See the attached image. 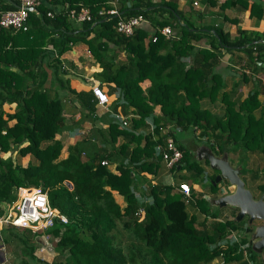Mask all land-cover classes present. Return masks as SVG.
<instances>
[{
    "label": "trees",
    "instance_id": "obj_1",
    "mask_svg": "<svg viewBox=\"0 0 264 264\" xmlns=\"http://www.w3.org/2000/svg\"><path fill=\"white\" fill-rule=\"evenodd\" d=\"M239 1L248 7L249 15H261L258 0ZM229 3L224 0L219 6ZM13 5L0 0V10ZM80 6L87 8L89 19L68 17L67 9ZM109 6V0H39L35 11L28 12L26 29L0 27V201L12 199L19 185H40L50 205L67 218L65 222L53 219L43 230L58 252L66 250L63 258L50 261L34 253L39 245L35 236L42 232L11 224L1 227L0 239L13 245L14 263L206 264L220 255L226 264L243 257L240 243H247L248 256L241 264L259 260L247 236L251 228L244 224L238 231L234 210L217 218L203 198L206 216L198 224L172 185L141 179L158 169L154 143L162 142L164 128L174 140L178 130L196 132L198 141L216 154L237 148L264 151V119L251 114L258 104L255 91L235 109L221 91L223 80L215 68L221 48H239L256 65L264 57V30L238 26L231 35L220 26L199 24L202 12L190 8L185 13L175 0H119L115 7L120 16L141 14L147 21V26L142 21L125 35L114 28L115 14H98L100 7ZM164 25L171 28L168 37L159 31ZM202 37L206 45H198ZM75 41L84 42L98 62L101 68L93 75L105 83L107 93H118L108 108L119 107L122 113L133 115L124 127L112 117L103 128L91 127L89 133L98 143L81 138L68 146L64 158L57 159L61 142L54 135L63 127L62 102L43 87L42 64L46 63L52 80L61 85L64 66L59 55ZM120 53L123 58L116 59ZM72 91L89 114L94 111L91 92ZM217 97L225 103L222 115L201 105L202 98L214 101ZM155 105L160 114H154ZM149 119L153 133L146 129ZM177 146L181 151L177 165L200 181V160L182 144ZM13 149L18 154L29 153L34 161L21 165L9 154L2 156ZM82 150L87 152L85 159L80 158ZM102 158L115 162L116 172L101 164ZM212 179L208 186L216 192ZM64 180L71 183L70 188ZM111 190L122 195L123 205L114 200ZM232 229L239 233V241L217 244Z\"/></svg>",
    "mask_w": 264,
    "mask_h": 264
},
{
    "label": "crops",
    "instance_id": "obj_2",
    "mask_svg": "<svg viewBox=\"0 0 264 264\" xmlns=\"http://www.w3.org/2000/svg\"><path fill=\"white\" fill-rule=\"evenodd\" d=\"M112 1H114V4H117L119 0ZM212 1L211 3L207 0H196V4H193L192 2L187 3L186 0H175L177 7L185 13H187L190 8L200 10L203 19L198 21L199 24L220 26L231 35L236 33V28L238 26L264 30V0H258L261 5V15L259 17L249 15L248 7H243L242 2L239 0H230L229 5L223 7L219 5L224 0ZM250 2L251 0H247V4ZM146 22L147 21H143L142 24L147 26ZM206 43L207 40L205 37H202L198 41V45H206ZM59 56L64 66V71L61 73V85L58 84V81L55 79L52 80V72L46 63L42 64V69L46 74L43 87L47 89L51 96L58 95L62 102L61 115L63 117V127L54 135V137L61 142V148L57 159L64 158L68 153V146L81 138H85V140H94L95 143H98V140L90 135V128H103L107 125V121L110 118V114L107 113L108 110L97 104L94 105V111L89 114L85 105L78 100L76 93L72 91L90 92L91 84L98 81L93 73L99 71L101 67L98 62L92 58L86 44L82 41H75ZM122 58L123 53L116 56V59L121 60ZM215 68L220 72L223 80L221 91L227 93L228 99L234 102V108L238 109L239 102L248 93L255 91L258 104L251 109V114L255 118L262 117L264 119V57L262 60H256L255 65L243 50L239 48H221L219 60ZM100 85L103 89H107L105 83H100ZM141 86H145V82L141 83ZM108 95L110 100H112L118 93L114 92ZM200 101L201 105L206 107L211 113L222 115L225 103L218 97L214 101H208L206 98H202ZM4 107H6V105H4ZM153 112L154 114H160L158 105L154 106ZM100 116H102V118H100ZM76 118H79L77 122H75ZM13 121L14 119H11L8 123L11 124ZM164 131L165 128L163 129V133ZM175 137L176 144H182L183 147L187 148L190 152L197 144L202 143L201 140L198 141L199 137L196 132L178 130L175 132ZM120 140H122L121 137L118 138V142ZM85 152L83 150L80 152L81 159L86 158L87 152ZM8 154L13 161L21 165H26L28 161H34L29 153L18 154L15 149L7 153H2V156H7ZM97 154L98 153H95V156ZM155 156L158 155L155 154ZM227 157L229 163L239 169L240 177L244 185L251 191L252 195L254 197L260 195L264 197V151L259 147L251 149L237 148L236 151H228ZM158 158V169L154 173L143 174L144 176L141 182L172 185V191L178 190V192L182 194L187 211L195 215V220L198 224L202 222L203 218L206 216L202 208L203 198H206V196H216L217 194H221V192H227L233 189V186L228 183L225 184V181H220L219 186L221 185V189L218 188L216 192L211 190L209 186H204L202 182L214 176L218 173V170L211 168L207 161L203 159L200 160V164L203 168V175L201 180L197 182L186 168L179 167L177 164H175V168H168L159 156ZM106 166L110 170L116 172L115 162H111ZM182 181H186L190 186L188 195H184L177 187L178 183ZM136 187L138 186L136 185ZM111 193L114 200L119 205H123L124 201L122 195L116 190H111ZM137 196L139 199L143 198L138 194ZM1 205L4 206L2 203ZM222 214H228V211H222L217 218H220ZM208 219H210V217H208ZM38 240L40 239L38 238ZM40 245L36 247V250L38 249L39 251L35 250V254L46 261H50L53 258H63L66 254L65 249L58 252L56 248L52 247L50 251L42 248V244ZM263 249L260 256L264 253ZM1 258L2 256L0 255V260ZM243 258L244 256L240 259L229 261L226 264H241L242 260H244ZM259 260H255L253 263L258 264ZM0 264H15L13 256L6 257L4 255ZM206 264H223V262L219 255Z\"/></svg>",
    "mask_w": 264,
    "mask_h": 264
},
{
    "label": "built area",
    "instance_id": "obj_3",
    "mask_svg": "<svg viewBox=\"0 0 264 264\" xmlns=\"http://www.w3.org/2000/svg\"><path fill=\"white\" fill-rule=\"evenodd\" d=\"M8 2H12L14 5L11 8L0 10V27L10 28L12 30L26 29L28 12L31 10L35 11V7L39 3V0H8ZM192 3L196 4V0H193ZM109 4L110 6L107 8L100 7L98 9V14H115L117 19L115 20L114 28L118 32L125 35L130 34L135 26L145 20L141 14L123 18L118 13L112 0ZM51 14V11H47V15ZM67 15L76 21L90 18V14L84 6H80L78 9H67ZM159 31L165 37L170 36L172 33L168 25L160 27ZM154 39L155 35L153 34L151 35V40ZM90 91L95 102L106 109L110 99L97 81L91 84ZM132 115L133 114L130 112L126 114L121 113L119 109L110 111V116L118 123L119 127L127 126L129 118ZM146 129H148L150 133H153V124L150 119L147 121ZM163 134L162 142L157 141L154 143V152L168 168H171L177 164L181 158V151L171 135L166 134L165 131ZM100 163L108 164V161L106 159H101ZM177 187L184 195L189 194L190 186L186 181L179 182ZM1 203L4 204V206L1 205ZM53 219H58L60 222H65L67 220L63 213H60L57 208L50 205L46 190L39 185H19L15 188V197L13 199L0 201V228L11 224L17 227L29 228L34 232L40 231L42 233H39V235L43 237V240L42 238L39 239L44 241V244L47 245H50V243H48L50 239L47 234H44L43 230L52 224ZM226 241L229 243L239 241V233L233 229L229 230L225 239L219 240L217 244L223 245ZM246 245L247 243H240V248L245 256ZM42 247L44 246L42 245ZM1 250H3L2 241L0 242V253ZM261 262L264 264V255ZM247 264L255 263L251 260H247Z\"/></svg>",
    "mask_w": 264,
    "mask_h": 264
},
{
    "label": "water",
    "instance_id": "obj_4",
    "mask_svg": "<svg viewBox=\"0 0 264 264\" xmlns=\"http://www.w3.org/2000/svg\"><path fill=\"white\" fill-rule=\"evenodd\" d=\"M191 153L198 160H207L211 168L218 170V173L211 180L212 184L221 189L220 181H226L233 186L230 191L221 192L216 196H206V199L210 204L217 207L228 204L235 208L233 218L236 221L246 216L245 224L251 228L247 233L250 246L254 251L260 253L264 247V197L252 195L251 191L244 185L239 169L229 163L226 151L216 154L209 145L202 142L197 144ZM64 182L70 188V182L65 180ZM254 219L260 221L252 224Z\"/></svg>",
    "mask_w": 264,
    "mask_h": 264
},
{
    "label": "rangeland",
    "instance_id": "obj_5",
    "mask_svg": "<svg viewBox=\"0 0 264 264\" xmlns=\"http://www.w3.org/2000/svg\"><path fill=\"white\" fill-rule=\"evenodd\" d=\"M151 177H153V176H151ZM209 180H206V181H204V182H202V184L204 185V186H208V184H207V182H208ZM197 182H199V181H197ZM227 182L225 181V184H226ZM207 190V189H206ZM208 191V190H207ZM204 195V194H203ZM203 195H201V196H203ZM14 196H15V194H14ZM13 196V197H14ZM207 203V205H208V207L210 208V209H213L214 211H215V213H216V215L217 216H219L220 214H221V212L222 211H228V212H232V210H234L235 211V209L232 207V206H230V205H228V204H226V205H222V206H219V207H217V206H214V205H212V204H210L209 202H206ZM233 208V209H232ZM246 219H247V217L246 216H243L242 218H241V220H239V221H237V226H238V231L239 230H242V228H241V226L242 225H244V223H246ZM260 220L259 219H254L253 221H252V224H255V223H258ZM40 232V231H39ZM241 233V232H240ZM38 234V233H37ZM35 238L37 239V241L40 243V244H42L44 247H42V248H44V249H46V250H50L52 247H53V244H51L53 241L52 240H48V243H50V245L48 244H44V241H42L43 240V237L41 236V235H39V236H35ZM38 238H42V240H38ZM39 244V245H40ZM12 247H13V245L11 244V245H6V244H4V255L7 257V256H12ZM36 250V249H35ZM35 250H34V253H35ZM38 250V249H37ZM36 250V251H37ZM39 251V250H38ZM51 251V250H50ZM263 251H264V249H263ZM264 255V254H263ZM263 255H261L260 256V260L262 261V258H263ZM40 257V256H39ZM246 257H248V256H246ZM14 258V257H13ZM41 258V257H40ZM253 261H255V260H253Z\"/></svg>",
    "mask_w": 264,
    "mask_h": 264
},
{
    "label": "clouds",
    "instance_id": "obj_6",
    "mask_svg": "<svg viewBox=\"0 0 264 264\" xmlns=\"http://www.w3.org/2000/svg\"><path fill=\"white\" fill-rule=\"evenodd\" d=\"M110 1L111 0H109V3H110ZM114 2V1H113ZM115 5V4H114ZM33 11V10H32ZM81 21V20H80ZM19 30V29H18ZM98 82V81H97ZM99 83V82H98ZM100 84V83H99ZM101 86V85H100ZM102 87V86H101ZM103 88V87H102ZM105 90V89H104ZM91 92V91H90ZM105 92L107 93V91L105 90ZM92 94V93H91ZM108 95V94H107ZM93 96V95H92ZM109 96V95H108ZM94 98V97H93ZM110 99V98H109ZM95 100V99H94ZM96 103V102H95ZM109 103H110V101H109ZM109 103L107 104V108H106V110H109L108 112H109V114H110V111H113V110H110L109 108H108V105H109ZM97 104V103H96ZM98 105V104H97ZM116 109H119V107L118 108H116ZM120 111V110H119ZM121 112V111H120ZM122 113V112H121ZM111 117V116H110ZM102 159H105V158H102ZM101 160V159H100ZM108 161V160H107ZM100 162V161H99ZM109 163H111L110 161H108V164ZM102 164V163H101ZM104 165H107V164H104ZM40 186V185H39ZM46 190V189H45ZM17 227V226H16ZM2 240L0 239V242H1ZM3 242V241H2ZM263 249V248H262ZM262 251V250H261ZM261 253V252H260ZM260 253H259V256H260ZM0 255L2 256V258L4 257V243H3V250H1V253H0ZM246 255H247V251H246ZM244 257H245V255H243Z\"/></svg>",
    "mask_w": 264,
    "mask_h": 264
}]
</instances>
